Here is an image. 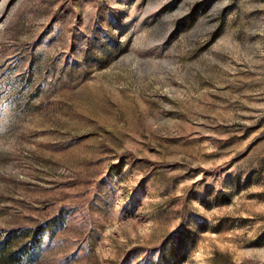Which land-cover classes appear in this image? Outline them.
I'll return each mask as SVG.
<instances>
[{
  "label": "rangeland",
  "instance_id": "obj_1",
  "mask_svg": "<svg viewBox=\"0 0 264 264\" xmlns=\"http://www.w3.org/2000/svg\"><path fill=\"white\" fill-rule=\"evenodd\" d=\"M186 229L171 264H264V0H0L16 264H152Z\"/></svg>",
  "mask_w": 264,
  "mask_h": 264
},
{
  "label": "trees",
  "instance_id": "obj_2",
  "mask_svg": "<svg viewBox=\"0 0 264 264\" xmlns=\"http://www.w3.org/2000/svg\"><path fill=\"white\" fill-rule=\"evenodd\" d=\"M16 237L17 233H14L0 242V264H16L19 261L17 255L13 251ZM190 239L192 241L195 240L193 236H191L190 231L187 229L185 231H180L171 239L170 248L167 251L169 254L166 255V252H161V258L153 261L152 264H171L172 260L169 257L171 254L177 261L181 260L182 254L186 248L185 245H187Z\"/></svg>",
  "mask_w": 264,
  "mask_h": 264
}]
</instances>
